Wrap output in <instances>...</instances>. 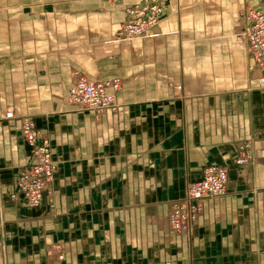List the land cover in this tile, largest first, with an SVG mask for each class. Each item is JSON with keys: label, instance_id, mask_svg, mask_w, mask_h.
<instances>
[{"label": "crops", "instance_id": "crops-1", "mask_svg": "<svg viewBox=\"0 0 264 264\" xmlns=\"http://www.w3.org/2000/svg\"><path fill=\"white\" fill-rule=\"evenodd\" d=\"M160 1L168 16L127 42L116 33L142 0H12L0 26L15 42L0 50L20 54L0 65V264H264V72L223 38L264 0ZM74 72L121 79L119 112L71 106ZM8 110L51 140L53 209L10 197L32 158ZM246 143L255 163L237 167ZM213 164L229 167L226 194L204 202L191 237L170 232L171 202Z\"/></svg>", "mask_w": 264, "mask_h": 264}, {"label": "built area", "instance_id": "built-area-1", "mask_svg": "<svg viewBox=\"0 0 264 264\" xmlns=\"http://www.w3.org/2000/svg\"><path fill=\"white\" fill-rule=\"evenodd\" d=\"M168 16L165 4L160 0H142L141 4L125 10L124 22L116 33L121 41H133L145 37ZM236 37L247 46L254 68L264 72V10H246L240 14ZM259 85L264 88V76ZM122 88V80H91L79 72L72 74V86L67 98L68 103L78 110L92 113L100 119L107 113L116 114L121 105L116 96ZM180 89V87L178 88ZM8 121H19L24 142L31 149L32 164L13 183L11 199L22 202L30 208H38L46 198L51 209L54 208L52 184L57 173L51 140L42 134L30 116L18 117L13 110L5 114ZM250 144L238 147L233 164L237 167L255 163L249 152ZM229 167L213 164L207 166L203 178L191 184L184 198L171 202L167 215L170 232L191 237L194 227L204 212L206 200L223 197L229 181ZM55 252L57 251L54 250ZM52 251H50L51 255ZM59 256V264L63 255Z\"/></svg>", "mask_w": 264, "mask_h": 264}, {"label": "rangeland", "instance_id": "rangeland-1", "mask_svg": "<svg viewBox=\"0 0 264 264\" xmlns=\"http://www.w3.org/2000/svg\"><path fill=\"white\" fill-rule=\"evenodd\" d=\"M5 2H7L5 5L3 3L2 0H0V26L3 27L6 30H9L7 27L4 26V23L7 22V21H12L9 19V17H7L8 14H11V13H14L16 11L17 8H15L13 5L14 4H11L12 3V0H4ZM263 2V1H262ZM164 4V3H163ZM249 8V7H248ZM262 8H264V5L262 4ZM17 12V11H16ZM39 13V12H38ZM239 15L237 13L236 15V24L234 26V28H232L231 32L234 31V29L238 26V21H239ZM161 24V23H160ZM159 24V25H160ZM157 28V27H156ZM2 30V29H1ZM154 30V29H153ZM153 30H151L145 37L143 38H146ZM4 31V30H3ZM227 33V32H226ZM230 38L232 39V41L234 42V44L236 45H241L244 47V52H245V58H246V62H247V68L249 70V72H253V70L255 69L254 68V64L249 56V52H248V49H247V46L244 42L240 41L238 39V37L234 36L233 34H229V35H225L223 36V38ZM5 38H8V37H5ZM4 37L0 36V46H4V44H9L10 46H13L15 42L13 41H4L5 39ZM12 37H9L8 39H11ZM143 38H140V39H143ZM240 42H238L237 40ZM138 39V40H140ZM134 41V40H133ZM127 42H130V41H127ZM19 55L18 52H15L11 49H9L8 51H4L3 49L0 50V65L2 64H5V63H8V64H11V62H15V61H18L19 60ZM258 88L260 89H264V88H261L260 86H258ZM5 114V113H4ZM5 117V115H4ZM21 117V116H20ZM8 121V120H6ZM19 122V121H18ZM23 139V138H22ZM24 141V140H23ZM24 172V171H23ZM54 256V257H53ZM59 256L58 255H55L53 254L52 255V261H49V264H59Z\"/></svg>", "mask_w": 264, "mask_h": 264}]
</instances>
